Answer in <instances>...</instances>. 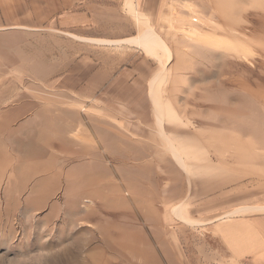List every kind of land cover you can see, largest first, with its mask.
<instances>
[{
  "label": "rangeland",
  "instance_id": "1",
  "mask_svg": "<svg viewBox=\"0 0 264 264\" xmlns=\"http://www.w3.org/2000/svg\"><path fill=\"white\" fill-rule=\"evenodd\" d=\"M126 7L142 49L106 98L13 85L0 264H241L214 224L264 213V0Z\"/></svg>",
  "mask_w": 264,
  "mask_h": 264
},
{
  "label": "crops",
  "instance_id": "2",
  "mask_svg": "<svg viewBox=\"0 0 264 264\" xmlns=\"http://www.w3.org/2000/svg\"><path fill=\"white\" fill-rule=\"evenodd\" d=\"M167 1L0 0V131L9 128L2 122L12 124L13 85L21 78L81 99L106 98L114 83L129 79L128 65L114 67L115 53L142 49L129 30L126 3L143 17H159ZM17 51L24 55L12 58ZM241 207L217 219L216 234L239 263L264 264V213Z\"/></svg>",
  "mask_w": 264,
  "mask_h": 264
}]
</instances>
